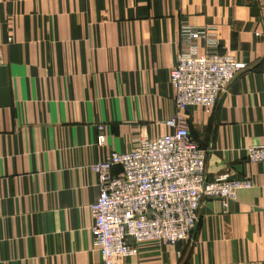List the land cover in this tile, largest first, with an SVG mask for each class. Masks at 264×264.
<instances>
[{"label":"crops","instance_id":"0c3cea01","mask_svg":"<svg viewBox=\"0 0 264 264\" xmlns=\"http://www.w3.org/2000/svg\"><path fill=\"white\" fill-rule=\"evenodd\" d=\"M183 25L212 29L244 65L210 112L176 106ZM177 114L208 180L254 187L228 211L205 200L189 240L141 243L118 264H264V162L247 161L264 146V0H0V264H103L92 165L168 134Z\"/></svg>","mask_w":264,"mask_h":264},{"label":"built area","instance_id":"2783aa9c","mask_svg":"<svg viewBox=\"0 0 264 264\" xmlns=\"http://www.w3.org/2000/svg\"><path fill=\"white\" fill-rule=\"evenodd\" d=\"M185 44L170 72L179 111L200 107L210 112L244 65L219 49L210 28L183 25ZM198 42L205 52L200 53ZM170 132L141 138L125 153L113 152L92 165L98 177V196L91 205L93 246L103 264H118L139 253V244L163 242L175 246L191 238L205 200H219L225 211L240 190L254 187L251 177L208 180L206 151L192 137L187 120L175 115L167 121ZM98 126L97 144L106 141ZM249 163L264 162V146L247 150ZM115 167L121 171L113 173Z\"/></svg>","mask_w":264,"mask_h":264}]
</instances>
